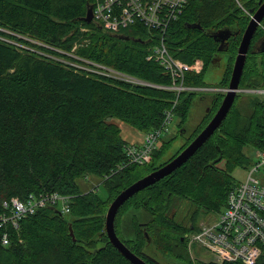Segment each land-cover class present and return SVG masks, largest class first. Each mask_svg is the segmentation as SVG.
<instances>
[{
  "label": "trees",
  "instance_id": "obj_1",
  "mask_svg": "<svg viewBox=\"0 0 264 264\" xmlns=\"http://www.w3.org/2000/svg\"><path fill=\"white\" fill-rule=\"evenodd\" d=\"M260 1L239 0L241 6L237 0H190L164 40L175 58L189 63L204 60V69L188 72L184 85L211 86L205 75L223 56L213 35L226 28L232 32L223 46L228 64L216 86H229L238 46L251 19L244 8L254 13ZM94 3L0 0V205L12 197L48 191L72 197L68 215L45 207L22 218L18 227L0 228V264H133L108 238L105 220L111 201L187 146L225 95H211L203 118L168 160L158 163L170 141L163 139L150 161L128 163V141L112 118L149 132L160 128L167 111L174 108L179 122L185 124L195 101L208 96L204 90L178 93L168 88L173 84L171 75L159 61L148 59L159 41L157 29L152 32L137 24L110 31L95 21H84ZM263 38L264 27L259 26L242 88L264 87V52L259 51ZM98 65L138 82L107 74ZM243 95L237 94L226 119L187 162L120 208L118 235L151 264H166L156 258L159 253L192 264L186 234L200 227L194 216L222 211L237 184L232 171L252 164L248 148H264V100L258 95L244 100ZM179 130L184 133L182 127ZM222 161L224 166L219 165ZM86 175L101 179L106 198L97 186L82 190L80 179ZM186 204L192 211L189 223L178 217ZM3 231L9 233L8 244L2 242ZM124 231L133 233V238L123 239L120 232ZM253 264H264V254Z\"/></svg>",
  "mask_w": 264,
  "mask_h": 264
},
{
  "label": "built area",
  "instance_id": "obj_2",
  "mask_svg": "<svg viewBox=\"0 0 264 264\" xmlns=\"http://www.w3.org/2000/svg\"><path fill=\"white\" fill-rule=\"evenodd\" d=\"M189 3L190 0H95L93 20L110 31H119L137 24L152 29V32L157 29L159 41L151 48L148 59L159 61L171 75L173 84L168 88L176 91L186 88L193 90L194 87L184 86L185 76L188 72H201L204 60L197 58L189 63L175 58L164 41L170 24ZM239 4L242 6L240 2ZM244 11L253 17V12L246 8ZM98 66L107 71V74L124 79L125 74L118 75L122 73ZM207 88L213 93L228 91V87L220 86L199 87V90ZM238 92L258 95L264 100V87H241ZM173 116V110H168L163 125L147 132L141 144L127 143L125 149L128 163L145 164L150 161L163 133L169 130L168 124ZM255 154L259 161L248 177L244 181H238L230 190L225 208L190 234V239L211 251L218 263L241 261L253 264L264 254V182L254 176L255 171L264 164V148L256 149ZM71 202L70 195L56 191L30 193L25 198L12 197L0 205V228L8 224L18 227L22 218L45 207H52L60 214L68 215L71 212ZM9 240V233L3 231L2 242L8 244Z\"/></svg>",
  "mask_w": 264,
  "mask_h": 264
},
{
  "label": "water",
  "instance_id": "obj_3",
  "mask_svg": "<svg viewBox=\"0 0 264 264\" xmlns=\"http://www.w3.org/2000/svg\"><path fill=\"white\" fill-rule=\"evenodd\" d=\"M94 17L93 5L88 6L87 14L83 17L86 22H92ZM261 24H264V1H260L259 7L255 10L253 17L250 19L240 42L238 53L236 55L232 74L229 81L228 91L225 93L223 100L218 107L217 111L207 123V125L197 134V136L185 146L176 156L171 160L158 167L157 169L147 173L146 175L140 177L126 188L122 189L115 198L111 201L105 220V229L110 242L123 254L124 257L129 259L133 264H151L144 258L134 253L126 243L120 238L116 230V218L119 213L120 208L135 194L141 190L147 188L148 186L158 182L162 178L170 175L185 162H187L215 133V131L220 127L222 122L226 119L230 110L232 109L238 90L240 88V82L242 74L247 61V56L252 43V40ZM192 27H200L199 24L192 23L189 24ZM217 34V35H216ZM232 32L228 29H222L215 33L214 38L218 40H225L228 38ZM221 37V38H218ZM223 50V48H221ZM260 52H264V38L261 41ZM183 132L185 130H182ZM185 133V132H184ZM70 234L73 240H76V236L70 224Z\"/></svg>",
  "mask_w": 264,
  "mask_h": 264
},
{
  "label": "rangeland",
  "instance_id": "obj_4",
  "mask_svg": "<svg viewBox=\"0 0 264 264\" xmlns=\"http://www.w3.org/2000/svg\"><path fill=\"white\" fill-rule=\"evenodd\" d=\"M242 3H243V1H242ZM238 5H240L239 2H238ZM31 40L34 42H37L33 39H31ZM227 64H228V54L224 53L221 60L219 61V63L216 66H212L209 69V71L206 73V75H205L206 82L208 84H210L211 86H216V84H218L219 81L222 79L224 72L226 70ZM118 75H123V74H118ZM123 78L127 79V80H132L134 82L138 81L137 79L132 78L128 75H123ZM184 86H186V85H184ZM186 87H191V86H186ZM194 88L195 89H193V90H197V91L199 90V87H194ZM184 90H190V89L186 88ZM181 91H183V90H181ZM181 91H177V92H181ZM204 91H206V94H207L206 96H208V97L207 98L200 97L195 101V103L191 109V112L189 114L188 120L185 124L179 122L180 121L179 116L174 114V108L172 109L174 116H173V119L168 124L169 130L167 132L163 133V135H162L163 137L161 139V140L165 139V140H170V141L168 142V147L164 150L162 156L159 158L158 163L166 161L170 157H172L179 150L181 145H183V143L187 139V136L189 134H191L193 129L199 124V122L203 118L207 107L211 103V95L213 94V92L209 91L208 88L205 89ZM243 96H244V98H243L244 100H248L250 94H245ZM239 99H240V97H239ZM112 120L119 124V126L121 127L122 136L128 142L136 143V144H141L143 142L142 140L144 138V135L147 132H145L143 130H139L136 127H133L132 125H130L129 123L121 121L120 119H118L116 117L112 118ZM181 127L183 130H185L184 131L185 133H180L179 129ZM159 144H160V142L158 143V145ZM255 150L256 149L248 148L247 153L251 157V159H253L252 164L249 167L245 168L243 166H238L237 168H235L232 171V175L237 182L238 181H244L248 177L249 172L255 167L256 163L259 161L258 157H256ZM142 165H144V164H142ZM219 165L224 166L225 162L222 161L219 163ZM254 176L256 178H258L259 180H261L262 182H264V164L261 165L259 167V169L255 171ZM80 184H81V188L83 191H88L89 189L94 188V186H97V191L99 192L101 197L106 198V196H107V191H106L104 184L102 183L101 179L96 177V176L86 175L84 178L80 179ZM186 205H188V204H186ZM185 206L179 210L178 217H182L185 214V210L188 209ZM190 212H192V211H190ZM215 214H216L215 212L214 213L213 212L207 213L204 211L199 212V214H197L196 224L201 226L202 223L209 222V220L211 218L216 216ZM120 235L122 236L123 239L133 238V233L128 232V231H124L123 233L120 232ZM190 236L191 235L188 236V240H187L188 245L187 246H188V249L190 252V258H191L192 264H198L199 261H214V262H216L214 260L213 253L211 251L206 250L205 248L201 247L200 243H198V244L195 243L192 239H190ZM156 258L161 260V262H164L166 264H188L187 262H184V261L179 260V259H176V260L166 259L160 253L156 254Z\"/></svg>",
  "mask_w": 264,
  "mask_h": 264
},
{
  "label": "flooded vegetation",
  "instance_id": "obj_5",
  "mask_svg": "<svg viewBox=\"0 0 264 264\" xmlns=\"http://www.w3.org/2000/svg\"><path fill=\"white\" fill-rule=\"evenodd\" d=\"M215 33H217V32H215ZM215 33H214V35H215ZM217 35V34H216ZM231 36V35H230ZM230 36L228 37V38H226L225 40H218V39H215L216 40V42H217V44L219 45V53L220 54H224L225 53V49H223V50H221V48H223V46L225 45V43H227L228 41H229V39H230ZM218 38H221V37H218ZM242 39V38H241ZM240 42H241V40H240ZM239 45H240V43H239ZM238 48H239V46H238ZM185 205H183V207H184ZM185 207H188V205H186ZM191 209H190V206H189V208L188 209H186L185 210V214L182 216V217H179L180 218V220L182 221V222H184V223H189L188 221H189V219H190V216H192V214H191ZM195 218L197 217V216H194ZM193 228H194V226H193ZM192 233V232H191ZM191 233H187L186 234V237L188 238V236L191 234Z\"/></svg>",
  "mask_w": 264,
  "mask_h": 264
},
{
  "label": "crops",
  "instance_id": "obj_6",
  "mask_svg": "<svg viewBox=\"0 0 264 264\" xmlns=\"http://www.w3.org/2000/svg\"><path fill=\"white\" fill-rule=\"evenodd\" d=\"M143 141V140H142ZM128 143H131V142H128Z\"/></svg>",
  "mask_w": 264,
  "mask_h": 264
}]
</instances>
